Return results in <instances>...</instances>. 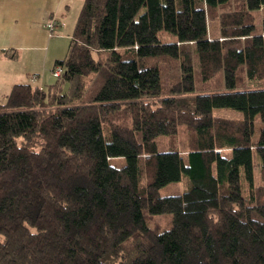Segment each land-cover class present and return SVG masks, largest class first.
I'll return each instance as SVG.
<instances>
[{"label":"trees","instance_id":"1","mask_svg":"<svg viewBox=\"0 0 264 264\" xmlns=\"http://www.w3.org/2000/svg\"><path fill=\"white\" fill-rule=\"evenodd\" d=\"M260 8L84 0L62 73L0 105V264H264V87L238 89L264 80Z\"/></svg>","mask_w":264,"mask_h":264},{"label":"crops","instance_id":"2","mask_svg":"<svg viewBox=\"0 0 264 264\" xmlns=\"http://www.w3.org/2000/svg\"><path fill=\"white\" fill-rule=\"evenodd\" d=\"M73 1L0 0V105L5 103L7 95L15 84L40 82L37 72L42 71V65H37L33 57L38 51L51 47L49 45L55 42L53 37H49L45 25L51 16H56L61 24L60 31H63L67 14L73 7ZM28 51H30L29 55L32 54V57H28L32 61L28 68L29 72L33 71L32 75L36 74L39 78L34 77L29 82L27 81L28 69L20 68L13 63L23 59ZM47 76V81H50L53 74ZM45 85V83H39L36 86L43 88Z\"/></svg>","mask_w":264,"mask_h":264},{"label":"rangeland","instance_id":"3","mask_svg":"<svg viewBox=\"0 0 264 264\" xmlns=\"http://www.w3.org/2000/svg\"><path fill=\"white\" fill-rule=\"evenodd\" d=\"M83 1L84 0H74L73 1V7H72L70 13L67 14L66 25L64 27V30L60 31V28H61V26H60L61 24H60L56 28L55 34L53 36H49V37H53L52 39L55 40V42H52L49 45L51 47L46 48V49L44 48L43 50L38 51L37 55L33 57L36 60L37 65H39V66L42 65L41 66L42 71L37 72V73H39L40 82L39 81H36V82L33 81L32 82L33 86H36L39 83H41V84L45 83L46 85H48V84H50V82L52 83L56 80L55 72H53L52 68L55 66V62L57 60L64 59L68 53L70 39L72 37L73 31L75 28V24H76L78 15L80 13ZM254 14H255V32H259L262 29V20L264 18V9H262V8L256 9L254 11ZM52 18H55L57 21H59L56 16H51L50 19H52ZM46 30L48 31L47 27H46ZM209 30H210V34H209L210 38H216V37L221 38L220 37L221 34H220V29H219V23L216 19H211L209 21ZM159 37L164 42H173L176 40V36L174 34H171L165 30H161L159 32ZM29 53H30V51H28L26 53V56L23 59L16 60L17 62L13 61V63H16L20 68L26 67L28 69L29 66H31V64H32V61H30L31 58L28 59L29 56L32 57V54L29 55ZM28 72H29V69H28ZM32 73H33V71H30L29 74H27V81L28 82L32 81V79H34V77L36 79L38 78L36 74L32 75ZM51 74H53L52 79L50 81H47L48 80L47 75H51ZM243 80H244V83L242 85H240V87H238V89L263 88L264 87V80L261 78H258V79L245 78ZM213 113L217 116H223V117H227V118H242L243 117L242 111H239V110H236L233 108H229V107L214 108ZM261 126H262V122L259 118H257L255 137H257L259 135ZM106 136H107V139L109 140L110 135L108 134V132H106ZM187 139L188 138H187L186 132L184 130V127H181L179 135H178L177 145H178L180 151L183 153H185L188 150ZM157 140H158V145H159L160 151H167L170 148V146L173 145V143H174V142L171 143L169 141V138L166 136H159ZM225 151H226L225 153L229 152V150H225ZM111 163L118 166V167H122L123 165H125L126 161H125V158L123 156H117V157L112 158ZM184 189H185L184 183L182 181H177V182H171V183L163 186L160 189V193H161V195H164V196L173 195V194L181 193ZM164 215H167L170 217V223H169V226H170L171 221H172V215L171 214L155 215V216H157L155 221L159 222L162 225H165L166 222L168 223L169 218L161 217Z\"/></svg>","mask_w":264,"mask_h":264},{"label":"built area","instance_id":"4","mask_svg":"<svg viewBox=\"0 0 264 264\" xmlns=\"http://www.w3.org/2000/svg\"><path fill=\"white\" fill-rule=\"evenodd\" d=\"M60 25V22L57 21L55 18L50 19L46 23V27L48 29L49 36H53L55 34L56 28ZM62 73V67L58 66L55 69V75H60Z\"/></svg>","mask_w":264,"mask_h":264}]
</instances>
